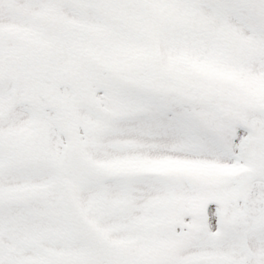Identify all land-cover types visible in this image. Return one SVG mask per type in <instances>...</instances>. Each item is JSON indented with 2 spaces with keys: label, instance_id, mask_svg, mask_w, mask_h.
I'll return each instance as SVG.
<instances>
[{
  "label": "snow or ice",
  "instance_id": "6c2138e0",
  "mask_svg": "<svg viewBox=\"0 0 264 264\" xmlns=\"http://www.w3.org/2000/svg\"><path fill=\"white\" fill-rule=\"evenodd\" d=\"M0 264H264V0H0Z\"/></svg>",
  "mask_w": 264,
  "mask_h": 264
}]
</instances>
